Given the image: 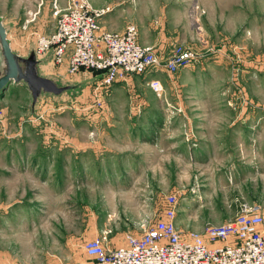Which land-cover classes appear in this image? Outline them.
Instances as JSON below:
<instances>
[{"label":"rangeland","instance_id":"1","mask_svg":"<svg viewBox=\"0 0 264 264\" xmlns=\"http://www.w3.org/2000/svg\"><path fill=\"white\" fill-rule=\"evenodd\" d=\"M16 1L0 0V18L28 50L56 31L54 0L34 14ZM37 17L48 20L32 30ZM139 19L143 45L165 36L162 61L180 47L198 57L110 85L52 60L44 74L63 89L34 97L21 78L0 94V264H70L87 239L122 245L168 220L204 232L240 202L264 230V0H151Z\"/></svg>","mask_w":264,"mask_h":264},{"label":"built area","instance_id":"2","mask_svg":"<svg viewBox=\"0 0 264 264\" xmlns=\"http://www.w3.org/2000/svg\"><path fill=\"white\" fill-rule=\"evenodd\" d=\"M59 1L52 5L56 31L49 36L38 34L35 54L43 57L52 52L56 64L69 62L71 73L81 68L101 70L104 83L110 85L127 75L152 73L161 67L174 72L198 57L195 51L180 47L162 61L153 47L141 43L136 24H128L123 32L101 26L111 7L96 9L91 0ZM150 86L156 92L162 90L159 79ZM169 199L175 202L177 197ZM85 249L101 264H264V230L257 222V206L240 202L234 217L209 225L204 232L186 234L168 220L129 234L119 246H111L106 234L98 235L85 243Z\"/></svg>","mask_w":264,"mask_h":264},{"label":"crops","instance_id":"3","mask_svg":"<svg viewBox=\"0 0 264 264\" xmlns=\"http://www.w3.org/2000/svg\"><path fill=\"white\" fill-rule=\"evenodd\" d=\"M91 1L95 7H104V6L111 7V11L101 18V22L104 25V28L109 29V30H117V31L120 30V31H122L125 29V27L129 23L134 22V23H137L139 25V27L141 26V23L138 21V20H140L139 14L143 11V8L148 6V4L151 0H91ZM51 3H52V0H42V1L41 0H17L15 3V6H17L18 8H24V9L26 8L25 14H34L33 13V10H35L34 8H37L39 6V7H41V10H42V7L49 6V5H51ZM173 5L178 6V4L175 2ZM37 11L38 10L35 11V15H36ZM136 17L138 20L136 19ZM51 18L53 19V17H51ZM12 20H14V19H12ZM38 20H40L39 24L38 23H30L31 24L30 29L31 28H32V30L33 29L34 30L39 29V26L42 27L41 23H45L48 19L43 17V19L41 20V18L38 19V17H37L36 21L38 22ZM2 21H3V23L7 29L8 39H9V42H10V45H11L13 51L19 57H21L23 60L28 61L26 64H25V62H23L22 63L23 66L26 65L27 67H29L28 69H31L33 66L34 69L39 71L41 76L44 75L43 77H47V78L55 80L56 76L44 74L45 71L43 69V67H49V66H50V68L51 67L54 68L52 65V62H51L53 60L52 52H50L46 57H38L35 54V46L34 45H32L28 50H25L21 47L20 48L17 47L16 49H19V50H16L14 47V44L11 40V37H10V27L7 24V22L4 21L3 18H2ZM19 21H22L21 23H24L25 21L32 22L33 19L26 18V15H25L24 18L19 20ZM166 21H167L166 18L164 19V21H162L161 29H162V25ZM53 22L55 23L54 19H53ZM15 23H17V22H15ZM150 25L152 26V23ZM54 28H55V24H54V27L51 29V31H53ZM153 28H156V27H153ZM20 37H22V36H20ZM140 39H141L140 41L142 42V39H143L142 34H140ZM156 41H157L156 43L152 42L154 47L156 48L155 50L158 51L159 53H163L162 48L164 46H166V45H164V44H166L165 43V36L158 37ZM67 66H68L67 62H65L64 64H62L56 68L60 69L61 72L66 73V71L68 69ZM46 73H47V71H46ZM95 232H97L95 234H97V235L99 234L98 231H95ZM140 232L141 231H138L135 233L138 234ZM87 240H90V239H87ZM122 242H123L122 244L126 243V237L123 239ZM119 245L117 244V246H119ZM113 246H115V245H113ZM70 264H101V263H98L93 257L88 255V253L86 252V249H85V244H84L83 252L79 255V257L77 258V260L75 262H70Z\"/></svg>","mask_w":264,"mask_h":264},{"label":"water","instance_id":"4","mask_svg":"<svg viewBox=\"0 0 264 264\" xmlns=\"http://www.w3.org/2000/svg\"><path fill=\"white\" fill-rule=\"evenodd\" d=\"M0 45L2 49V54L4 55L6 61V69L5 71L0 72V94L4 93V91L8 88L12 81H16L19 79H24L31 89L34 92V97H36V93L40 89H44L45 91L58 92L63 89L54 82L53 79L34 75L35 69H28L26 65L23 66V62L25 64L28 62L27 60H23L19 57L12 49L8 35L7 29L0 18ZM31 59V58H30ZM27 69V70H26ZM34 71V72H33Z\"/></svg>","mask_w":264,"mask_h":264},{"label":"bare ground","instance_id":"5","mask_svg":"<svg viewBox=\"0 0 264 264\" xmlns=\"http://www.w3.org/2000/svg\"><path fill=\"white\" fill-rule=\"evenodd\" d=\"M68 70V69H67Z\"/></svg>","mask_w":264,"mask_h":264}]
</instances>
